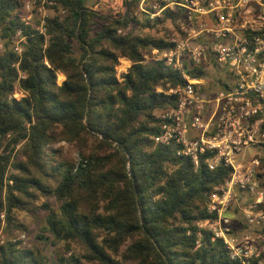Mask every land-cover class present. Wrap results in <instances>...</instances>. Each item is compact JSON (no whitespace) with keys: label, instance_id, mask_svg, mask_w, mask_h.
<instances>
[{"label":"trees","instance_id":"1","mask_svg":"<svg viewBox=\"0 0 264 264\" xmlns=\"http://www.w3.org/2000/svg\"><path fill=\"white\" fill-rule=\"evenodd\" d=\"M140 1L101 12L89 0H57L41 33L22 21L23 0H0V226L13 237L34 220L37 239L58 248L47 257L7 240L0 264H237L202 227L215 218L209 204L230 169L210 171L207 156L196 168L178 156V143L154 140L158 113L179 102L157 89L184 80L142 62L152 49L172 48L164 25L178 16L165 13L162 36L128 32ZM121 58L132 65L120 78ZM215 86L229 89L221 79ZM62 141L83 145L80 161L55 149Z\"/></svg>","mask_w":264,"mask_h":264},{"label":"built area","instance_id":"2","mask_svg":"<svg viewBox=\"0 0 264 264\" xmlns=\"http://www.w3.org/2000/svg\"><path fill=\"white\" fill-rule=\"evenodd\" d=\"M122 1L103 0L106 8ZM57 5V0H23L22 21L44 33L48 10ZM165 13L178 16L164 25L172 48L152 49L142 63L172 68L184 85L157 89L179 102L158 113L160 133L154 140L178 143V156L196 168L207 156L210 171L230 169L209 204L215 218L202 227L224 243L232 262L264 264V0H141L128 32L135 27L162 36ZM24 42L22 31L17 32L13 49L19 55ZM217 79L229 89L205 87ZM231 209L239 214L238 222L229 216Z\"/></svg>","mask_w":264,"mask_h":264},{"label":"rangeland","instance_id":"3","mask_svg":"<svg viewBox=\"0 0 264 264\" xmlns=\"http://www.w3.org/2000/svg\"><path fill=\"white\" fill-rule=\"evenodd\" d=\"M89 6L94 7L95 9L101 11V12H106L108 8L104 6L103 0H101V3L97 6L96 5V0H89ZM22 14L25 16V12L22 9ZM48 15L50 17L55 15V11L53 10H48ZM133 32H143L140 29L135 28L132 30ZM121 65L118 68V76L121 78L122 74H125L128 72L129 67L132 65V63L129 60L122 59L120 60ZM213 76V75H211ZM65 80V77L61 74L58 76V83L62 84ZM210 91V89L208 90ZM20 94V93H17ZM19 98V96H16ZM55 149L61 150L62 155L64 156L65 159L72 160L74 162H78L81 159V152L84 151L83 145H80L79 143H70L67 141H62L55 145ZM43 202V201H42ZM49 204L51 207L54 209V211L59 210V205L57 204L56 200L54 198L49 200ZM47 212L42 211L40 214V221H42L45 216L47 215ZM229 216H231L236 222L240 219L239 214L236 212L235 209H231L229 212ZM28 225H29V233H15L13 237L5 233V222H3L0 226V246L1 242H6L7 240H17L20 242H23L25 246L27 247H35L39 249L45 256L47 257H54L55 254L57 253L56 251L58 250L57 247H54L47 241H41L37 239V235L39 234V226L38 222H35L34 220L28 219ZM22 236H25V239L22 240ZM61 247V246H60ZM62 248V247H61ZM60 248V249H61ZM74 251L76 253H79L80 250L77 246H74Z\"/></svg>","mask_w":264,"mask_h":264},{"label":"crops","instance_id":"4","mask_svg":"<svg viewBox=\"0 0 264 264\" xmlns=\"http://www.w3.org/2000/svg\"><path fill=\"white\" fill-rule=\"evenodd\" d=\"M204 85H205V87H209L210 86V88H213L215 91H218L217 86H215V81H208Z\"/></svg>","mask_w":264,"mask_h":264},{"label":"water","instance_id":"5","mask_svg":"<svg viewBox=\"0 0 264 264\" xmlns=\"http://www.w3.org/2000/svg\"><path fill=\"white\" fill-rule=\"evenodd\" d=\"M122 59H126V60H128L127 58H121L120 60H122Z\"/></svg>","mask_w":264,"mask_h":264}]
</instances>
